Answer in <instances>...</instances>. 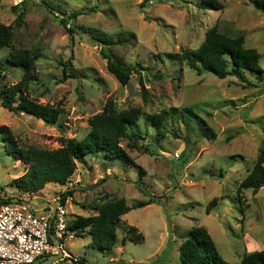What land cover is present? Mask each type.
Here are the masks:
<instances>
[{
	"label": "rangeland",
	"instance_id": "obj_1",
	"mask_svg": "<svg viewBox=\"0 0 264 264\" xmlns=\"http://www.w3.org/2000/svg\"><path fill=\"white\" fill-rule=\"evenodd\" d=\"M139 1L50 0V8L40 0H0V23L10 24L12 33L9 44L0 47V89L22 75L20 65L5 59L7 52L11 47L23 51L32 59L35 75L27 80L26 94L58 106L55 122L63 127L61 131L0 105V124L10 129L17 145L55 148L59 135L78 139L88 130L90 115L109 101L115 111L140 109L118 141L134 165L87 154L75 161L64 184L48 182L28 193L10 184L25 164L6 151L0 131V196L42 203L56 201L61 191L71 189L64 198L69 219L95 213V205L113 198L123 197L127 204L147 197L158 200L119 216L115 242L105 254L86 246L90 236L74 234L62 242L68 255L57 260L43 256L35 264H77L78 256L88 264H184L177 248L193 225L203 226L217 252L230 262L264 245V185L237 191L258 147L264 146V71L259 77L245 72V84L233 75L196 73L179 56L183 49L197 47L205 30L214 26L228 35L241 34L242 44L257 50L264 69V13L248 0H219L218 9L200 8L197 0H147L138 7ZM13 4L22 15L19 25ZM78 8L87 11L68 21L62 18V12ZM72 24L79 28L68 30ZM95 37L109 38L108 52L124 64H134L139 74L131 72L128 82L120 84L106 68ZM64 60L76 75L60 80ZM185 106L209 129L184 120ZM162 110L158 134L148 115ZM261 163L264 166V159ZM138 166L144 169L140 177ZM213 203L206 212L205 206Z\"/></svg>",
	"mask_w": 264,
	"mask_h": 264
},
{
	"label": "trees",
	"instance_id": "obj_2",
	"mask_svg": "<svg viewBox=\"0 0 264 264\" xmlns=\"http://www.w3.org/2000/svg\"><path fill=\"white\" fill-rule=\"evenodd\" d=\"M46 6L51 8L50 0H40ZM147 0H140L138 7H142ZM252 6L264 13V0H248ZM197 5L203 9H218L221 7L219 0H197ZM10 8L15 12V22L17 25L21 22V12L17 5L13 4ZM53 9V8H52ZM55 10L56 7H54ZM87 8H78L69 12H62L64 20H70L76 15L86 12ZM79 28V25L72 24L67 26L68 30ZM11 25L0 23V47L8 45L11 37ZM105 38V37H104ZM95 37V41L100 44L99 52L105 59L106 68L114 75L120 84L128 82L131 72L137 71L134 64H124L108 52L111 43L109 38ZM242 35H228L215 29L214 26L204 32L202 41L193 49H183L179 56L185 63L193 68L196 73L207 71L218 78L226 75H233L238 80L249 84L245 72L259 77L264 69L258 64V52L254 47H246L242 44ZM121 41V39L119 40ZM5 59L13 64L20 65L22 68L21 78L0 89V105L12 112H24L41 119L44 123L55 125L59 130H63L62 125L55 122L59 107L46 103H39L29 98L25 92L27 80L33 78L32 59L23 51H16L10 48ZM62 80L65 76H75L76 71L69 60L62 61ZM139 68L150 69L148 65L137 63ZM67 72V73H66ZM155 75V74H153ZM143 97H147L142 81L138 78ZM22 89L24 91H22ZM15 98L12 100V98ZM166 112V111H165ZM184 120L193 122L197 127L209 129L200 123L199 116L189 106L181 109ZM140 114L138 107H131L123 111H115L113 105L107 102L106 105L90 115L87 119L88 130L78 139L73 137H63L59 135V145L55 148H40L34 146L21 147L15 143L10 129L5 124H0L3 141L6 145V151L9 154L16 155L25 168L22 173L12 177L10 184L17 190L33 192L46 182L52 181L58 184H64L69 175L75 168V161H81L87 154L99 153L104 159L118 161H130L118 143L119 138L125 135L128 124L136 120ZM167 114V112H166ZM148 118L155 127L158 134H162V121L164 120V110L151 113ZM201 130V131H202ZM209 136V134H207ZM205 133V136H207ZM143 150L154 153L147 146ZM256 158L250 170L239 180L237 191L242 187H250L255 191L259 186L264 185V146H260L256 152ZM144 169L138 166L137 175L140 177ZM71 189H65L59 193L58 199L64 201L66 195H70ZM221 196H219L220 198ZM20 198H17L19 201ZM0 200L9 201L11 197L0 196ZM149 202H157L152 198L137 199L127 204L123 197L105 200L94 206L95 213L88 215H75L73 219L67 220V227L79 234L85 230L90 236L91 245L100 252H107L115 242V227L118 224L119 216L125 213L131 207L142 206ZM214 205L205 206L208 212ZM169 227V219H167ZM131 228V227H130ZM61 240H59L60 242ZM123 241V238H121ZM178 257L184 264H264V245L263 247L246 252L241 255L237 262L225 260L217 252L215 245L203 226L193 225L189 228L187 236L180 242L177 248ZM77 264H88L83 256L74 259Z\"/></svg>",
	"mask_w": 264,
	"mask_h": 264
},
{
	"label": "built area",
	"instance_id": "obj_3",
	"mask_svg": "<svg viewBox=\"0 0 264 264\" xmlns=\"http://www.w3.org/2000/svg\"><path fill=\"white\" fill-rule=\"evenodd\" d=\"M65 201L53 200L54 210L49 220V206L46 212H34L24 203L0 200V264H32L43 256L57 260L68 255L62 242L64 238L73 237L75 232L66 225L69 217Z\"/></svg>",
	"mask_w": 264,
	"mask_h": 264
},
{
	"label": "water",
	"instance_id": "obj_4",
	"mask_svg": "<svg viewBox=\"0 0 264 264\" xmlns=\"http://www.w3.org/2000/svg\"><path fill=\"white\" fill-rule=\"evenodd\" d=\"M12 200L17 201V198H12ZM19 202L26 204L27 206L31 207L34 210L42 208V207H48L49 206L51 208V213H50V216H49V220H50V217H51V215L53 213V210H54V202L53 201H45V202H42V203H34L33 201L28 200V199H19ZM49 237L53 240V242L55 244H58V241L53 238V235L51 233H49ZM59 255H60V252L56 256H59ZM32 264H35V263H32Z\"/></svg>",
	"mask_w": 264,
	"mask_h": 264
},
{
	"label": "crops",
	"instance_id": "obj_5",
	"mask_svg": "<svg viewBox=\"0 0 264 264\" xmlns=\"http://www.w3.org/2000/svg\"><path fill=\"white\" fill-rule=\"evenodd\" d=\"M14 175V174H13ZM18 175V174H17ZM14 176H16V175H14ZM49 182H52V181H49ZM56 183V182H55ZM45 186L46 185H49V183L48 182H46L45 184H44ZM41 190L43 189V187H41L40 188ZM40 189H38V190H40ZM16 191H18V192H20V193H28L27 191H20V190H17L16 189ZM34 192V191H33ZM13 198H15V197H13ZM12 199V198H11ZM81 234H84V235H87L88 237H89V234H87V232L86 231H84V230H82L79 234H75V235H81ZM86 246H89L90 248H95L94 246H92L91 245V241H88L87 243H86ZM84 253V252H83ZM103 254H105V252H102ZM90 263V262H89Z\"/></svg>",
	"mask_w": 264,
	"mask_h": 264
}]
</instances>
